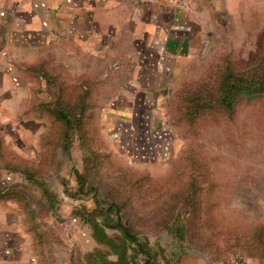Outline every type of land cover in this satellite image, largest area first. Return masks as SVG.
Wrapping results in <instances>:
<instances>
[{"label": "rangeland", "instance_id": "obj_1", "mask_svg": "<svg viewBox=\"0 0 264 264\" xmlns=\"http://www.w3.org/2000/svg\"><path fill=\"white\" fill-rule=\"evenodd\" d=\"M183 9H190L199 41L168 60L153 103H116L113 73H78L56 55L21 63L35 91L43 89L26 105L39 120H2L0 169L23 171L73 215L89 219L85 203H114L113 214L118 209L146 237L160 263L192 253L264 264V92L239 98L232 111L216 101L224 65L244 72L264 56V0H189ZM196 91L203 107L197 112L190 99ZM31 123L34 135L25 131ZM10 178L4 173L2 183ZM26 188L46 215L42 190ZM76 221L59 215L38 225L50 241L46 264H85L87 250L106 248L77 245L76 237H89L87 228L77 236Z\"/></svg>", "mask_w": 264, "mask_h": 264}, {"label": "crops", "instance_id": "obj_2", "mask_svg": "<svg viewBox=\"0 0 264 264\" xmlns=\"http://www.w3.org/2000/svg\"><path fill=\"white\" fill-rule=\"evenodd\" d=\"M195 24L190 9L162 0H0V123L14 118L39 120L32 111L27 114L30 108L26 105L43 89L35 91L38 86L21 74L26 72L21 63L35 62L46 53L56 55L61 66L78 73H113L114 80L120 82L119 91L111 97H116V103H153L168 60L188 53L199 41ZM40 84L45 87L42 78ZM123 116L125 120L130 114ZM35 127L26 124L25 131L34 135ZM2 167L0 188L17 183L16 188L35 185L23 172L9 165ZM4 173L11 178L2 183ZM23 197L27 206L17 196L0 199V264H46L44 247L50 246V241L43 233L38 235V225L43 227L59 215L78 220V237L79 230L87 228L88 243L76 237L77 245H94L90 228L66 203L50 208L44 197L45 215L37 205L39 196L24 192ZM169 264L261 263L252 257L215 261L185 253Z\"/></svg>", "mask_w": 264, "mask_h": 264}, {"label": "trees", "instance_id": "obj_3", "mask_svg": "<svg viewBox=\"0 0 264 264\" xmlns=\"http://www.w3.org/2000/svg\"><path fill=\"white\" fill-rule=\"evenodd\" d=\"M262 44H264V37ZM263 60L264 56L262 60L258 61L255 67L251 66L248 71L244 72H240L229 63L224 65L220 71L217 84V104L226 110L232 111L239 98L261 95L264 92ZM43 81L45 82V86H47L45 78ZM197 92L198 91H196L197 97L195 95L190 97L194 102V110L196 112L200 110V108H203L199 103L200 100ZM195 116L196 115H194V117ZM26 178L28 181L32 180L30 177L26 176ZM17 184H10L5 189L0 188V199L17 196L22 198L24 206H27L28 204L23 197L24 191L20 187L16 188ZM35 184L42 190L47 205L53 208L54 205L51 197L47 198V190L41 183ZM75 184L77 185V181ZM80 196L85 199L88 194L83 193L80 194ZM93 203L94 205L92 207H89L86 203L84 204V209L90 213L91 218L88 219V217L84 218L81 215H74L77 217L79 216L82 222L90 228V234L94 241L92 247L96 244H103L106 248L102 249L95 247L90 249V251L87 250L85 253V264H165L157 260L155 251L152 246L149 245L146 237H140L132 226L123 220L118 209H115L113 214L112 208L115 207L114 203H109L107 207L102 206L98 201H93ZM106 228L117 230V234H108ZM176 231L178 234L179 232H183L180 228ZM38 235L42 236V233L39 232ZM111 254H113L114 257H111ZM141 257L142 261L140 262L139 259ZM169 263L171 262H167L166 264Z\"/></svg>", "mask_w": 264, "mask_h": 264}, {"label": "built area", "instance_id": "obj_4", "mask_svg": "<svg viewBox=\"0 0 264 264\" xmlns=\"http://www.w3.org/2000/svg\"><path fill=\"white\" fill-rule=\"evenodd\" d=\"M189 0H165V2L173 4L175 6L185 8Z\"/></svg>", "mask_w": 264, "mask_h": 264}]
</instances>
